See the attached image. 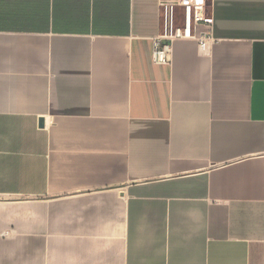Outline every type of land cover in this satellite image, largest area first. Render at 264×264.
I'll return each mask as SVG.
<instances>
[{
	"label": "crops",
	"instance_id": "1",
	"mask_svg": "<svg viewBox=\"0 0 264 264\" xmlns=\"http://www.w3.org/2000/svg\"><path fill=\"white\" fill-rule=\"evenodd\" d=\"M208 11L0 0V264H264V0Z\"/></svg>",
	"mask_w": 264,
	"mask_h": 264
},
{
	"label": "built area",
	"instance_id": "2",
	"mask_svg": "<svg viewBox=\"0 0 264 264\" xmlns=\"http://www.w3.org/2000/svg\"><path fill=\"white\" fill-rule=\"evenodd\" d=\"M162 31L154 41L153 60L157 64L170 62L169 56L177 41H196L206 48L212 40L210 31L199 32L200 26L210 27L208 0H160Z\"/></svg>",
	"mask_w": 264,
	"mask_h": 264
},
{
	"label": "water",
	"instance_id": "3",
	"mask_svg": "<svg viewBox=\"0 0 264 264\" xmlns=\"http://www.w3.org/2000/svg\"><path fill=\"white\" fill-rule=\"evenodd\" d=\"M40 125H41V127L44 126V119H41V120H40Z\"/></svg>",
	"mask_w": 264,
	"mask_h": 264
},
{
	"label": "rangeland",
	"instance_id": "4",
	"mask_svg": "<svg viewBox=\"0 0 264 264\" xmlns=\"http://www.w3.org/2000/svg\"><path fill=\"white\" fill-rule=\"evenodd\" d=\"M208 12H209V11H208ZM209 17H211L210 14H209Z\"/></svg>",
	"mask_w": 264,
	"mask_h": 264
}]
</instances>
